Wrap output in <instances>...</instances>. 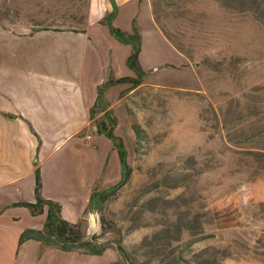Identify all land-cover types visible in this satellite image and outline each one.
I'll use <instances>...</instances> for the list:
<instances>
[{
  "label": "rangeland",
  "instance_id": "obj_1",
  "mask_svg": "<svg viewBox=\"0 0 264 264\" xmlns=\"http://www.w3.org/2000/svg\"><path fill=\"white\" fill-rule=\"evenodd\" d=\"M150 1L165 36L196 63L203 92L104 90L102 107L123 98L130 130L137 126L143 141L134 156L131 131L129 182L102 212L86 214L95 217L99 242L114 250L88 264H127L118 242L130 264H264L241 258L264 249V218L248 211L264 204V0ZM49 2L0 0V6L46 10L39 23L53 25L63 9L54 5L49 15ZM201 208L242 217L220 229L225 218L219 228L196 220ZM224 254L231 256L219 262Z\"/></svg>",
  "mask_w": 264,
  "mask_h": 264
},
{
  "label": "crops",
  "instance_id": "obj_2",
  "mask_svg": "<svg viewBox=\"0 0 264 264\" xmlns=\"http://www.w3.org/2000/svg\"><path fill=\"white\" fill-rule=\"evenodd\" d=\"M57 1L46 7L49 15L54 5L63 9L53 14L58 16L53 25H40L43 9L0 6V264H88L98 257L32 239L20 242L23 231L43 228L46 208L33 216L14 205L35 202L38 169L42 198L60 205L64 221L83 219L86 236L97 233L95 217L83 214L91 190L117 182L121 166L96 124L111 110L117 121L114 134L125 149L126 139H133L123 98L90 112L99 85L110 78L134 77L126 64L131 46L115 38L111 27L139 34L138 60L145 73L141 86L203 92L196 65L157 25L150 0ZM123 90L111 86L106 94Z\"/></svg>",
  "mask_w": 264,
  "mask_h": 264
},
{
  "label": "trees",
  "instance_id": "obj_3",
  "mask_svg": "<svg viewBox=\"0 0 264 264\" xmlns=\"http://www.w3.org/2000/svg\"><path fill=\"white\" fill-rule=\"evenodd\" d=\"M109 23V22H108ZM110 32L112 35L124 41L131 46V53L126 60V64L128 68L134 73V77H123L119 79H108L106 82L102 83L97 87V101L94 107L91 109V115L94 113L103 111L105 108L102 107L101 98L103 96L104 90L111 86H125L122 93H131L138 87L143 84L144 79V71L141 69L138 56L140 52V37L137 32H133L131 35H126L122 31L110 28ZM175 47V46H174ZM176 48V47H175ZM181 53L185 54L182 50L176 48ZM196 64V63H195ZM124 106V105H123ZM102 120L100 123L96 124V128L100 134H103L106 138H108L112 144V147L117 151L119 156V162L121 166V175L117 182L108 185L106 187H100L98 185L94 186L91 190L90 197L88 200V204L86 209L84 210V216L87 213L97 212L100 213L103 210L104 204L111 199L117 197L118 193L125 187V185L129 182L132 175V168L127 163L126 159V151L124 148V144L121 138L117 137L114 134V129L116 127L117 121L113 115L111 110L105 111L102 115ZM131 131L134 134V148L133 155L137 153V146L140 144L143 139L140 137V131L137 126L134 124L131 125ZM35 175V184H34V203H19L14 206L25 207L29 210V212L35 216L42 214L44 208H46V217L43 228L40 231L37 230H25L20 235L19 241L23 242L26 240H37L46 246H53L58 248L61 251L69 252L76 251L89 256H100L107 249V245L101 244L99 242L100 236L92 235L89 239L86 238L85 232L82 228L83 219L78 221L76 224H71L64 221L60 215V205L50 200H45L41 196V181L39 176L38 169L34 172ZM249 213L254 218H260L261 220L264 218V204H260L257 206H251L248 208ZM209 218L210 221L207 222L204 218ZM242 216L237 211H230L225 213H212L201 208L196 213V220H199L202 224H214L218 228L219 220L221 218H225L226 221L223 223V227L220 229H225L228 226L226 224L234 222L235 219H240ZM204 220V221H203ZM229 221V222H228ZM224 222V221H223ZM227 222V223H226ZM264 222V220H263ZM231 227V225L229 226ZM101 233L104 231L103 223L100 222ZM259 247V246H258ZM117 250L121 257L127 264L129 263L128 257L121 247V244L117 243ZM261 252V253H260ZM260 252L255 249L250 251L251 255L244 254L241 258H253L259 259L264 262L262 256H264V249L262 246V250ZM231 254H224L222 257L218 259L221 262L224 258L230 257ZM249 256V257H247Z\"/></svg>",
  "mask_w": 264,
  "mask_h": 264
}]
</instances>
